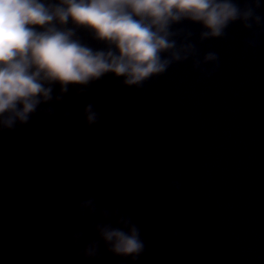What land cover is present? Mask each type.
<instances>
[{
	"label": "water",
	"instance_id": "obj_1",
	"mask_svg": "<svg viewBox=\"0 0 264 264\" xmlns=\"http://www.w3.org/2000/svg\"><path fill=\"white\" fill-rule=\"evenodd\" d=\"M177 27L196 42L198 25ZM227 32L198 45L201 56L219 55L210 77L190 61L141 89L109 73L86 94L70 86L63 103L42 106L54 115L0 131V264H90L71 240L86 197L139 226L146 250L137 264H264V35L253 49L239 23ZM89 103L100 114L92 126ZM95 238L86 230L81 246ZM103 264L129 262L105 253Z\"/></svg>",
	"mask_w": 264,
	"mask_h": 264
},
{
	"label": "clouds",
	"instance_id": "obj_2",
	"mask_svg": "<svg viewBox=\"0 0 264 264\" xmlns=\"http://www.w3.org/2000/svg\"><path fill=\"white\" fill-rule=\"evenodd\" d=\"M261 7V0H0V131L26 126L37 114L54 115V108L42 106L63 103L70 86L86 94L109 73L122 77L123 86L141 89L173 65L190 61L193 71L210 77L219 55L201 56L198 45L225 39L239 23L250 33L242 44L256 48L264 35ZM184 22L199 26L195 43L193 31L177 27ZM80 30L102 46L84 42ZM83 111L88 126L99 122L93 104ZM179 187L175 181L165 185ZM74 214L79 227L71 234L72 254L81 261L103 264L107 253L137 264L144 254L139 226L118 207H100L86 197ZM86 230H94L96 238L81 246ZM177 235L178 229L171 233Z\"/></svg>",
	"mask_w": 264,
	"mask_h": 264
}]
</instances>
